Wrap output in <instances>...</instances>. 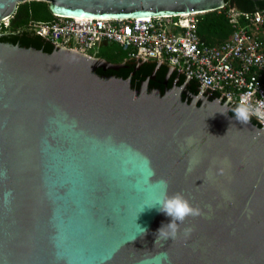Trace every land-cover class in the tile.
I'll return each instance as SVG.
<instances>
[{
	"label": "water",
	"instance_id": "obj_1",
	"mask_svg": "<svg viewBox=\"0 0 264 264\" xmlns=\"http://www.w3.org/2000/svg\"><path fill=\"white\" fill-rule=\"evenodd\" d=\"M28 1L47 2L53 16L121 20L225 7L0 0V23ZM50 44L46 53L0 41V264H264V124L253 116L258 126L240 123L229 115L236 103L172 68L167 79L176 72L186 85L177 79L161 93L145 81L134 91L131 76L96 74L126 62ZM161 179L169 195L180 192L202 210L179 225L175 240L156 241L171 222L158 206L138 213Z\"/></svg>",
	"mask_w": 264,
	"mask_h": 264
},
{
	"label": "built area",
	"instance_id": "obj_2",
	"mask_svg": "<svg viewBox=\"0 0 264 264\" xmlns=\"http://www.w3.org/2000/svg\"><path fill=\"white\" fill-rule=\"evenodd\" d=\"M199 15L124 20L54 16L46 22H29L26 30L60 48L95 58L88 53L93 48L117 44L129 61L158 62L236 104L246 97L264 114V9L230 11L233 32L216 45L200 38Z\"/></svg>",
	"mask_w": 264,
	"mask_h": 264
},
{
	"label": "trees",
	"instance_id": "obj_3",
	"mask_svg": "<svg viewBox=\"0 0 264 264\" xmlns=\"http://www.w3.org/2000/svg\"><path fill=\"white\" fill-rule=\"evenodd\" d=\"M48 6L49 4L43 1H28L19 4L13 16L9 19L8 25L6 26L4 22L0 23V33L3 35L0 41L2 43H10L25 48L31 47L51 53L54 47L49 42H46L35 33L26 30L28 23L31 21L46 22L54 18ZM259 9H264V1L225 0L224 8L198 16V34L203 41L210 45H216L228 39L233 32L232 24L228 18L230 11L251 13ZM111 45L116 46L115 44ZM111 47L102 45L101 48L104 51L101 52V50L100 53L96 54V58L107 60L110 63H123L128 60L127 55L120 48L117 49V52L111 53V50H109ZM107 50L110 53H107ZM156 68V63H144L139 70H136L135 66H128L118 71H102L99 69L96 71V74L102 78L115 77L127 79L131 76L130 85L134 91H139L145 81H148V91L157 90L161 93L171 88L177 79L179 80L178 86L186 85L185 77L178 75L176 72L172 73L167 79L169 71L167 66L162 65L158 69ZM153 75L154 78H152ZM186 87L193 96L198 95L199 86L197 82L190 81ZM214 97L218 98L219 95L214 94ZM234 107L236 105L231 106L229 109L231 117H234L232 111ZM250 122L258 126L253 119Z\"/></svg>",
	"mask_w": 264,
	"mask_h": 264
},
{
	"label": "clouds",
	"instance_id": "obj_4",
	"mask_svg": "<svg viewBox=\"0 0 264 264\" xmlns=\"http://www.w3.org/2000/svg\"><path fill=\"white\" fill-rule=\"evenodd\" d=\"M232 111L235 119L242 124H248L251 121L253 115H255L260 120V122L264 124V114H261L259 109H254L246 97H242L236 107L232 109ZM191 170V167L187 169L188 172ZM155 187L157 189V193L151 199V202L143 203L140 206L138 213L142 212L145 206L148 208H156L158 206L159 211L171 217V222L163 225L158 230L156 241H166L169 238L175 240L180 230L179 225L183 224L184 221L190 216L197 217L202 215V210L198 206H193L190 201L180 192L169 195L168 181L165 179L158 181ZM138 227L140 229V233H146L147 230L145 228H141L139 225ZM183 231L185 238H188L191 235L193 228L186 227Z\"/></svg>",
	"mask_w": 264,
	"mask_h": 264
},
{
	"label": "flooded vegetation",
	"instance_id": "obj_5",
	"mask_svg": "<svg viewBox=\"0 0 264 264\" xmlns=\"http://www.w3.org/2000/svg\"><path fill=\"white\" fill-rule=\"evenodd\" d=\"M105 46H112V45H105ZM112 48H114L115 50H117L118 48H119V46H112L111 47V49ZM124 62H126L125 63V67H128V66H135V69L136 70H139V68L140 67H142V65L144 64V63H142V64H140V63H137L136 61H129V60H126V61H124ZM127 65V66H126ZM152 78H154V75L152 76ZM169 78V77H168ZM148 88V87H147ZM152 91H157V90H152Z\"/></svg>",
	"mask_w": 264,
	"mask_h": 264
},
{
	"label": "rangeland",
	"instance_id": "obj_6",
	"mask_svg": "<svg viewBox=\"0 0 264 264\" xmlns=\"http://www.w3.org/2000/svg\"><path fill=\"white\" fill-rule=\"evenodd\" d=\"M8 21H9V20L5 21L4 24H8ZM115 45H117V44H115ZM101 50H102V51H101ZM109 50H111V51H110L111 53H113V52H117V50H115L114 48H112V49L109 48ZM100 51L103 52L104 49H102L101 47H95V48H93L92 50H90L88 53H89V54H92V55H96V54L100 53ZM110 52H108V50H107V53H110ZM124 54L127 55L126 53H124ZM106 61H107V60H106Z\"/></svg>",
	"mask_w": 264,
	"mask_h": 264
},
{
	"label": "bare ground",
	"instance_id": "obj_7",
	"mask_svg": "<svg viewBox=\"0 0 264 264\" xmlns=\"http://www.w3.org/2000/svg\"><path fill=\"white\" fill-rule=\"evenodd\" d=\"M186 15H191V14H184V15H180V16H186ZM149 17H143L142 19H148Z\"/></svg>",
	"mask_w": 264,
	"mask_h": 264
}]
</instances>
